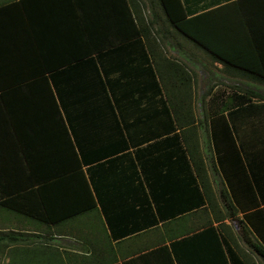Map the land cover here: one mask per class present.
<instances>
[{"label": "trees", "instance_id": "obj_1", "mask_svg": "<svg viewBox=\"0 0 264 264\" xmlns=\"http://www.w3.org/2000/svg\"><path fill=\"white\" fill-rule=\"evenodd\" d=\"M157 2L165 22L176 35L221 64L224 73L264 87V0H236L192 17H188L180 0ZM164 37V34L153 36L149 32L143 19L133 14L128 0H18L0 7V44L3 46L0 47L1 205L10 197L13 202L23 193L35 192L49 221L72 218L95 209L91 189L82 171V159L85 158L82 146L73 135L74 127L71 129L72 121H77L79 115L73 116V120L65 116L68 103L70 107L81 104V98L73 90L80 85L79 82L76 86L75 79L81 76L63 73L89 61H93V68L99 70L96 64L104 59H111L110 63L114 64L133 52L135 62L139 63L136 71L145 82L142 90L149 93V103L154 106L149 114V121L155 117L154 124L150 125L149 131L168 125L164 132L165 128L158 134L151 133L149 142L157 140L153 138L157 135L164 137L159 139L170 138L168 147H172V143L178 145V150L172 151L173 155L179 160L184 159L186 167L191 162L197 176L206 172L203 164L195 162L193 147L187 143L194 136V121L189 110L190 77L181 65L167 61L168 71L178 78L175 82L170 81L167 87L161 71L163 57L149 47L151 40H163ZM127 43H132L134 49L121 53L120 47ZM147 55L156 64L160 86L153 81L155 77ZM253 98L259 100L256 102L261 103L260 106ZM247 107L250 116H264V112L261 114V110L255 109L264 108V97L249 91L232 94L222 104L212 100L205 120L215 123L211 128L213 135L219 134V138H223L226 133L231 138L225 115L231 117L236 110ZM221 123L226 129L224 136ZM153 142L149 147L163 148ZM25 149L30 151L26 159L17 160V152L25 153ZM156 159L162 161L161 157ZM217 159L220 163L222 156L217 155ZM228 196L227 191H221L220 199L226 210L222 220H236L242 241L264 260V207L257 212L247 209L251 212L243 217L248 222L252 215L258 217L257 227L250 225L255 231L259 228L261 241L258 242L246 222L235 218ZM193 228L178 236L187 237L174 239L168 250L163 249L168 251L171 262L199 263V248L195 241L206 239L209 244L210 236L211 263L243 264L233 253L228 259L215 228L204 226L202 229H205L197 234L193 233Z\"/></svg>", "mask_w": 264, "mask_h": 264}, {"label": "crops", "instance_id": "obj_2", "mask_svg": "<svg viewBox=\"0 0 264 264\" xmlns=\"http://www.w3.org/2000/svg\"><path fill=\"white\" fill-rule=\"evenodd\" d=\"M12 1L18 0H0V7ZM232 1L236 0H180L188 17ZM128 2L133 14L143 19L149 32L159 35L173 32L165 22L157 0ZM149 18L152 24L146 20ZM0 47L3 46L0 44ZM149 47L159 53L163 51L161 71L167 80L166 86L178 79L167 66V61L175 62L190 77L193 94L196 76L188 69L185 54L181 51L193 48L200 54L202 50L190 42L170 43L159 39L151 40ZM129 48H134L132 43L122 45L121 53L133 50ZM195 53H189L188 57L194 66L200 64ZM123 55L125 57V53ZM147 58L154 73L153 81L160 86L156 64L149 59L150 56ZM110 61H102L107 72L97 75L104 81L99 79V84H94L98 91L96 95H91L90 85L84 80L85 74L80 75L78 89L81 91L77 96L81 98V104L70 107L68 116L65 114L68 120H73V116L83 115L84 104L88 105L91 100L98 104L90 119L73 120L71 124L73 135L78 137V144L82 146L85 157V160L81 158L82 171L91 189L95 209L72 218L49 221L39 204L38 193H23L13 202L10 197L6 204H0L2 260L7 259L9 264H175L167 255L168 251L163 249H167L174 239L187 237L178 236L188 228L194 227L193 233L197 234L205 229L202 227L210 225L220 236L228 259L233 253L241 261L229 223L222 220L226 210L220 193L227 191L235 218L246 222L253 238L261 241L259 228L256 231L250 228V225L257 227L258 217L252 215L249 222L243 217L251 212L247 209L257 212L264 207V116H250L249 107L236 110L231 117L226 114L231 138L223 132L226 129L222 123L223 138H219V134L213 135L211 128L215 123L211 124L209 119L202 121L200 126L195 123L194 136L186 142L193 147L195 162L205 167L206 172L200 176L192 170L191 162L186 167L184 159L179 160L172 154L173 150H178L175 143L172 147H168L170 143H163L162 149L155 148V152L161 154L163 164L170 160L161 172L149 171L142 167L143 163L149 164V154L153 152L149 145L161 140L149 142V128L155 118L152 116L149 121L153 103H149V93L142 90L145 82L139 71L135 67L132 72L129 70V60V64L125 63V58L114 64ZM210 62L219 65L226 77L242 79L224 73L221 64ZM200 65L205 69L206 65ZM89 79L95 83L91 74ZM149 80L152 82L151 75ZM256 104L260 106L261 103ZM255 109L261 110V114L264 112V108ZM99 128L106 132L96 135L95 129ZM29 152L28 149L25 153L19 150L17 160H25ZM127 153L130 157L120 161ZM217 155L222 156L220 163ZM1 156L2 153L0 160L3 159ZM153 157L156 159L157 156ZM256 203L259 206L255 207ZM243 210L247 212H241ZM208 238L209 244L206 239L195 241L199 248L197 264H211V237Z\"/></svg>", "mask_w": 264, "mask_h": 264}, {"label": "rangeland", "instance_id": "obj_3", "mask_svg": "<svg viewBox=\"0 0 264 264\" xmlns=\"http://www.w3.org/2000/svg\"><path fill=\"white\" fill-rule=\"evenodd\" d=\"M147 21H149L150 24L151 23V18L146 19ZM155 24H158V21L155 20ZM168 25V24H167ZM153 32V36H156V33ZM164 34V33H163ZM159 35V34H158ZM159 38V37H158ZM166 42H174V41H180V42H187L185 39H183L182 37L176 35V33L173 31L171 34L165 35L164 39ZM162 41V40H161ZM134 48H129V50H132ZM193 48H189V49H185L182 50L181 52H183L185 55H183L185 57L184 61L188 67V69L191 70V72L194 73V75L196 76V78L194 79V91L192 94V97L189 98V102L191 104V109L189 108V110H191V114L193 117V121H194V127H196L195 123H197V126H200L201 122L205 120V118H207V109L209 107V104L211 103L212 100L217 101L219 103L222 104V101H227L228 97H231L232 94H245L246 92H253L256 93L259 96H263L264 97V87L260 84L248 81L246 79H231L226 77L224 74H222L221 72V68L219 65L213 64L212 62H210V59L203 53H198L195 51H193ZM166 51V55L167 57H169V53L167 50ZM161 55H163V51L160 52ZM182 53V54H183ZM189 53L191 55H193L194 53L196 55L199 56L200 58V64L202 65H206L205 69L202 68V66L199 65H193V61L188 58L189 57ZM190 55V56H191ZM134 57H136L133 53H130L129 55H127V57L125 58V63L126 64H131V68L129 69L130 71L132 70V68L135 67V69H138L137 65L139 64L137 61L135 62ZM129 60V62H128ZM182 61V60H180ZM105 63V62H103ZM102 63L101 67L100 65H98L99 63L96 64L97 68L99 70H96L95 68H93V66H95V63L93 64V61H89L87 63H83L82 66L79 65L78 66H74L71 67L70 70H67L66 72H64L63 74H74L75 76H80L81 74H85L84 75V80L87 81L90 85V92L91 95H96L97 88L94 87V84L97 86L99 84V79L104 81V79L102 77H97V75H102V74H106V68H105V64ZM116 67V66H114ZM132 72V71H131ZM89 74H91L92 78L94 79L95 83L91 82V80L89 79ZM79 79H75V84L76 86L79 83ZM72 86V85H70ZM73 87V86H72ZM75 88V86H74ZM135 89V88H134ZM134 89H132L131 91H134ZM76 95H79V91H81L80 89L76 88L73 89ZM254 102L259 101L255 98L252 99ZM68 102H66L67 104ZM98 104H96V102H93L92 100L89 101V104H84V108L82 111L83 115L81 114L80 116H76V118L80 121L82 120H86V119H90L92 113L95 111V109L97 108ZM70 105L68 103L67 105V109H69ZM158 108H160V106H158ZM69 113V110H68ZM205 116V117H204ZM165 128V129H164ZM168 128V125H162L161 129H155L152 130L151 132L149 131V135L151 133L154 134H158L160 130H163L162 132H164L166 129ZM257 130V129H256ZM154 131V132H153ZM106 131L105 129H95V133L96 135H100V134H104ZM261 133L259 134V138L262 139L261 137ZM152 136H150L149 138H151ZM104 138V137H103ZM154 139H159V138H164V137H158L154 136ZM168 140L165 139H161L160 141H158L157 146H160L161 144L165 143V145H167L168 143H171V140H169L170 138H167ZM162 141V142H161ZM151 150L153 152L150 151L149 154V164L143 163L142 167H145V169H148L149 171H159L161 172L162 169L167 165L163 164L162 161L155 159L153 156H157V158L161 157L160 153H156L155 152V148L151 147ZM130 157V153H127L126 155L124 154L121 158L120 161H124L126 158ZM167 167V166H166ZM144 168H142V172H144ZM264 180V179H263ZM226 213V212H224ZM226 219V218H224ZM229 223V227L230 230L232 231V236L234 237V241L236 242V247L235 250L237 253H239L241 259V262L243 264H264V260L262 258H260L256 253H254V251L252 250V248H250L248 245H246L242 239L241 236H239V229H240V225L236 220H231L229 218L226 219ZM264 245V243H263ZM2 248H0V264H9L7 262V259L2 260ZM229 264H231V261H228ZM213 264V262L211 263Z\"/></svg>", "mask_w": 264, "mask_h": 264}]
</instances>
